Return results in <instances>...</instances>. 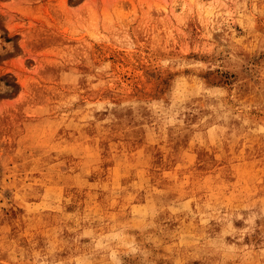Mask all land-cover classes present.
<instances>
[{
    "label": "rangeland",
    "instance_id": "374dc122",
    "mask_svg": "<svg viewBox=\"0 0 264 264\" xmlns=\"http://www.w3.org/2000/svg\"><path fill=\"white\" fill-rule=\"evenodd\" d=\"M0 264H264V0H0Z\"/></svg>",
    "mask_w": 264,
    "mask_h": 264
}]
</instances>
